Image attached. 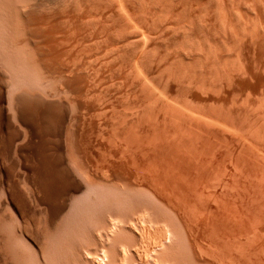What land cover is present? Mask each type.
<instances>
[{
	"label": "bare ground",
	"instance_id": "obj_1",
	"mask_svg": "<svg viewBox=\"0 0 264 264\" xmlns=\"http://www.w3.org/2000/svg\"><path fill=\"white\" fill-rule=\"evenodd\" d=\"M0 117L3 264H264V0H0Z\"/></svg>",
	"mask_w": 264,
	"mask_h": 264
},
{
	"label": "rangeland",
	"instance_id": "obj_2",
	"mask_svg": "<svg viewBox=\"0 0 264 264\" xmlns=\"http://www.w3.org/2000/svg\"><path fill=\"white\" fill-rule=\"evenodd\" d=\"M133 3V2H132ZM107 8L108 7H106V9H105V12L107 11V13H111V11L113 10L111 7H110V9L109 10H107ZM111 10V11H110ZM110 13H109V16H110ZM111 18H109V20H110ZM2 119H1V117H0V144L3 142V140H4V142L2 143L3 144V146H5L6 147V149L8 148L7 146H8V143H10V145L12 144V141H13V139L15 140V137L14 136H12V135H10V134H8V133H10L11 132V134H15L14 133V131H13V129H12V127L14 126L13 124L14 123H12L13 121L11 120V124H9V123H7V122H5V121H1ZM7 123V125L5 124V123ZM37 123L40 125V121H37ZM5 124V125H4ZM9 124V125H8ZM3 125V126H2ZM10 125H12V127L10 126ZM7 126H10L9 128L7 127ZM3 128H4V130H6V128H7V133L5 134V132L3 131ZM12 129V131H10L11 129ZM9 131V132H8ZM3 134V135H2ZM5 135V136H4ZM10 137V136H12V137H10L12 140H9V138H7L8 136ZM7 136V137H6ZM3 138V139H2ZM5 139H7V141H9L8 143H6L5 142ZM11 141V142H10ZM16 141V140H15ZM13 142V144L12 145H16V144H14V143H17L18 144V141H16V142ZM1 144V145H2ZM5 144V145H4ZM3 146H0L1 148H0V150L2 149V147ZM14 146H10L11 148H8L9 150V158L8 159H4V158H1L2 160H0V170H2L3 168L4 169H7L8 171H9V175H11L12 173L11 172H13V173H16V175L15 176H13V175H11V176H9V178H8V180H5V182H7L9 185H10V187H12V186H14V184H18V180L20 181V179H18V178H20V169H18L17 168V165H15V163H16V160H17V158H16V155L14 156V154L13 153H11V152H13V147ZM10 154H12V155H10ZM11 156H12V158H11ZM15 157V159H14V157ZM1 157V156H0ZM15 161V163H14V161ZM2 161V162H1ZM8 161V162H7ZM11 161H13V163L11 162ZM6 163H10L11 165H10V167L9 168H11V166L13 167V165H15L16 166V168H15V166L13 167V168H15L16 170L18 169V171H14V169L12 168V169H8V164L6 165ZM4 164V165H3ZM1 165H2V167H1ZM5 166H6V168H5ZM13 170V171H12ZM22 171V170H21ZM17 172H20L19 173V175H18V173ZM11 173V174H10ZM15 177V178H14ZM16 177H17V179H16ZM10 179V180H9ZM15 180H17V181H15ZM11 182V184H10V182ZM13 181V182H12ZM0 182H3L1 179H0ZM16 182V183H15ZM1 184V183H0ZM18 186H20L19 184L18 185H15L14 187L18 190V191H16V189H14L13 188V191H14V193H15V196H16V194H18L19 192H20V187L22 186H20V187H17ZM18 192V193H17ZM22 193V191L19 193V195ZM3 197L1 196V194H0V236H2V234L7 238L8 236H9V234L11 235L10 237H12L13 238V236H14V238H15V234L13 235V233H14V230H15V228L17 227L16 225L17 224H15L14 222V219H15V216H12L13 215V213L9 210L8 211V209L7 208H3V204H2V199ZM12 213V214H11ZM14 217V218H13ZM42 217V216H41ZM41 217H39L37 214H33L32 213V215L30 216L29 215V217H25V218H27L26 220H27V227H28V229L30 230V229H32V230H30V231H35V228H36V231H41L42 230V227H40L42 224H41V221L40 220H42V218ZM11 218V219H10ZM39 220V221H38ZM11 221V222H10ZM38 221V222H37ZM10 223H12V224H10ZM14 223V224H13ZM37 223V224H36ZM8 224V225H7ZM3 225H5V227L3 226ZM16 226V227H15ZM36 226V227H35ZM3 228H5V229H3ZM37 228H39V230L37 229ZM41 228V229H40ZM4 230V231H3ZM7 230V231H6ZM8 233V235H7V233ZM5 237H3V239L1 240V238H0V240L1 241H6L7 239L5 238ZM9 238V237H8ZM90 245V244H89ZM181 254H183L182 256H184V254H187V253H181ZM188 255V254H187ZM187 255H186V257L184 256V259L186 258L187 259ZM199 256L200 255H202V253L201 254H198ZM189 256V255H188ZM200 257H202L200 260H199V258ZM199 258H198V263L197 264H216L217 262H215L214 260V262L212 261V259H210V257L208 258V254H203L202 256H200ZM210 260V261H209ZM0 264H3L2 263V261L0 260ZM130 264V263H129ZM218 264V263H217Z\"/></svg>",
	"mask_w": 264,
	"mask_h": 264
}]
</instances>
